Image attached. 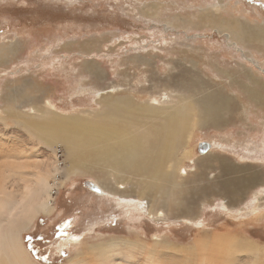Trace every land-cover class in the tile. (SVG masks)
Listing matches in <instances>:
<instances>
[{"label": "rangeland", "instance_id": "1", "mask_svg": "<svg viewBox=\"0 0 264 264\" xmlns=\"http://www.w3.org/2000/svg\"><path fill=\"white\" fill-rule=\"evenodd\" d=\"M152 1L158 0H0V47L11 44L13 48L0 54V117H3L0 119V151H5L0 163L37 165L38 169L50 171V201L54 210L51 214L39 212L32 227L21 234L33 260L40 264H70L78 248L60 242L77 234L84 237L87 249L88 245L94 246L85 256L89 264H100L102 249L98 252L95 247L110 243H114L113 251L122 257L132 251L130 259L134 258L137 264H150L146 254L159 240L168 244V247H157L156 256L163 264H200L202 260L206 264H223L226 259L220 258L217 250L225 237L256 243L264 249V189L248 187L226 196L221 193L220 185L222 161L240 170L259 171L264 184L261 113L248 116L240 106L233 112L234 119L223 128L188 127L186 133L191 135L179 151L181 156L187 153L183 165L188 175L184 173L177 179L186 192H175L169 208L157 203L156 209L164 210L159 217L133 208L140 200L136 197L139 194L136 184H124L129 190L123 195H131L133 199L128 201L131 205L113 195L96 194L88 181L97 184L100 179L103 185L116 187L117 180L113 175L99 174L93 164L92 149H89L91 160L86 158L88 164L84 165L85 159L72 160L74 168L68 173L65 167L71 163L64 140L55 139L50 145L34 134L36 129L49 128L46 135L53 136L52 130L64 122L60 120L64 117L78 114L86 119L97 117L95 113L106 109L105 100L115 95V92L107 93L113 86L119 89L116 94L120 97L128 95L129 91L139 94L143 84L150 83V73L138 71L139 62H131L136 55H159L154 59L161 74L169 70L165 61H178L183 57L175 54L170 59V53L185 43L189 46L182 48L190 55L194 53L189 47L198 45L221 55L231 64L237 60L242 62L241 56H234L236 53L228 46L224 33L219 35L210 25L205 28L196 25L205 7L225 5L223 15L226 17L238 18L252 26L264 24V0H161L166 7L157 19L144 15L148 10L145 4ZM236 4L238 6L233 7ZM180 12L183 18L195 22L187 27L179 21L175 24L171 19ZM169 19L174 24L166 25ZM188 27L193 28L188 30ZM261 62L263 64L264 59ZM90 65L102 73L92 74ZM201 68L205 78L219 81L206 64ZM215 86L223 88L222 84L215 83ZM140 93L148 96V91ZM22 95L28 99L14 100ZM46 101L53 105L50 109L45 107ZM8 103L15 110L7 109ZM16 104L20 107L16 108ZM33 106L36 107L35 117H30L32 114L27 110ZM15 114L22 117L18 120ZM195 117L196 113L191 123L195 122ZM202 141H214L216 147L201 154L198 145ZM77 152H72V158ZM207 157L200 161L204 162L202 166L194 162ZM90 169L94 170L90 172ZM201 172L202 176H195ZM29 176L21 174L15 180L9 179L8 188L20 187ZM196 187L198 193L193 191ZM147 200H143L144 205ZM252 256L248 251H234L236 264L251 263L255 258ZM258 257L259 264H264V252ZM127 258L121 263L130 264Z\"/></svg>", "mask_w": 264, "mask_h": 264}, {"label": "bare ground", "instance_id": "2", "mask_svg": "<svg viewBox=\"0 0 264 264\" xmlns=\"http://www.w3.org/2000/svg\"><path fill=\"white\" fill-rule=\"evenodd\" d=\"M163 5L161 0L145 4L148 10L144 11V15L153 19L159 18L166 7ZM237 6L238 4L233 7ZM167 9L171 11L170 7ZM225 10V5L218 7L217 4H213L205 7L202 16L199 17L201 19L198 20L199 22L196 25L199 28L210 25L215 27L219 35L224 33L229 41L228 46L236 53L234 56H241L242 62L237 60L234 64H231V62L222 59L221 55L212 54L209 49L205 50L198 45L193 48L189 47L194 53L190 55L182 48L189 46V43H185L177 49L173 48L170 53V59L175 54L183 57L178 61H165L169 70L166 74H161L159 71L161 68L154 59L159 55L153 53L150 55H136L134 60L131 59V62H139L140 66H146L142 69L136 65L138 71L142 74L148 71L150 73L148 76L150 83L147 86L143 84L140 89V92L148 91L147 97L141 95L140 92L135 94L132 91H129L128 95H121L120 97V94H116L119 89L113 86L112 90H108L107 93L115 92V95L105 100L106 109L100 114L95 113L97 117L86 119L81 117L82 115L78 116L79 114L64 117L60 119L64 121L63 123L53 130L51 127L54 133L53 136L46 135L49 128L43 131V129L38 130L34 127L36 129L34 134L50 145L55 142V139L62 138L64 140L69 150L68 160L71 163V165L65 167V171L68 173L74 168L72 160L85 159L84 165H87L86 158L91 160L89 149H92L95 154L92 158L95 161L93 164L98 167L96 170L99 174L103 177L107 174L113 175L117 180L116 187L114 185L111 187L103 185L100 179L97 180V185L100 188L99 192L96 191L97 195H113V197L125 200L126 203L131 205L132 202H128L133 199L129 197L131 195H123L129 190L124 184L129 186L136 184L139 186V194L136 197L137 200H140L133 208L144 210L145 213L152 214V217L161 216L164 210L161 207L156 209L157 203L160 202L159 205L169 208L173 203L175 192H179V194L186 192L183 184L178 183L177 179L182 178V175H185L184 173L188 175L183 165V159L188 157L187 153L183 152L182 156L179 154L180 149L187 144V137L191 135L186 133L188 127L211 125L223 128L234 119L233 112L241 106L248 116L252 113H261L260 125L262 126L261 130L264 131V62L263 64L261 62L264 59V24L257 23L252 26L250 23L238 18L226 17L223 15ZM183 17L182 12H180L175 14L171 20L175 24V21L177 23L179 21L183 27H187L188 24L192 25L195 22L192 23V19ZM192 17L194 18L193 15ZM167 18H170V16ZM171 20H167L166 25L174 24ZM175 27H178V25ZM191 28L188 27L187 29ZM10 47L11 44L8 47L5 45L0 47V54L7 52ZM202 64H206L208 69L213 72L215 79H219V81L205 78L202 75V72H204L201 68ZM90 69V72L96 76L102 73L93 65H90ZM215 83L222 84L223 88L215 86ZM23 98L28 99L26 95H22L19 100H14L20 102ZM10 105L8 103L9 108L7 109L9 110L14 108ZM44 105L48 109L53 106L49 101H46ZM15 106H17L16 108L20 107L17 104ZM35 110V106L27 110V113L32 114L30 117H35ZM195 113V122L191 123ZM13 116L18 120L22 117L20 114ZM91 116H93V112ZM27 124L29 125V123ZM29 127L31 126L29 125ZM49 132L52 134L51 131ZM210 144V149L201 154H205L211 148L216 147L214 141ZM261 145L264 147V134ZM73 151L78 152L77 156L72 158ZM4 152L0 151V159L5 157ZM208 158H202L194 162L202 166L204 162L200 161ZM0 162L2 161L0 160ZM221 163L222 177L220 185L223 195L227 196L229 194L230 196L232 193L244 191L248 187L264 189L259 171H244L243 169L231 167L228 162L222 161ZM84 169L87 170L86 167ZM91 170L94 169L89 171L91 172ZM21 174H29L30 176L20 187L12 186L13 188L9 187V189L7 186V184L9 185V179L14 178L15 180V177L17 175L21 176ZM49 174V170L38 169L37 165L0 163V264H40L33 260L21 234L24 229L32 227L39 212L51 214L54 210L50 201L52 185L48 181ZM199 175L202 176V172L195 176L198 177ZM197 187L193 190L195 193H198ZM203 188L202 186V190H204ZM15 192L17 195H15ZM147 198V205H144L143 200ZM253 199L255 200L256 197H253ZM254 203L251 206H254ZM223 206L229 208L226 204H223ZM130 207L127 206V208ZM225 238L222 242L220 239V249L217 250V253L222 255H220V258L226 259L227 263L223 264H236L234 251L239 250L248 251L254 255L255 258L252 256L254 259L248 264H259L257 258L264 252V249L258 244L236 238ZM155 239L154 241L159 238ZM62 243L76 245L78 248L74 252V259L72 257L69 260L70 264H89L85 256L88 250L94 249V246L88 245L89 249H87L84 237L82 238L78 234L71 235L60 242L61 245ZM113 246L114 243L104 247H95L98 252L100 248L102 249L100 264H122V259L127 257L125 260L128 263L137 264L134 258L130 259L133 257L132 251H129L127 257H122L119 253L113 251ZM115 246L118 247L119 244ZM165 246L168 247V244L164 241H156L149 249V254H146L147 262L150 264H163L156 256V252L158 251L157 247ZM143 250L145 253L147 252L145 247ZM249 255L251 256V254ZM166 263L168 262L166 261ZM200 264L206 263L202 260Z\"/></svg>", "mask_w": 264, "mask_h": 264}, {"label": "water", "instance_id": "3", "mask_svg": "<svg viewBox=\"0 0 264 264\" xmlns=\"http://www.w3.org/2000/svg\"><path fill=\"white\" fill-rule=\"evenodd\" d=\"M210 146H211L210 142H207V141L200 142L199 145H198L199 152L200 153H204V152L208 151L210 149ZM88 183L92 185L91 186L92 189H94L97 192L100 191V188H99V186L97 184L92 183L90 181H88Z\"/></svg>", "mask_w": 264, "mask_h": 264}]
</instances>
